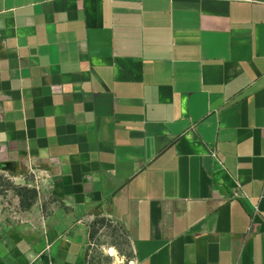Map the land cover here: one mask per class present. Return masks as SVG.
<instances>
[{"label": "crops", "instance_id": "crops-1", "mask_svg": "<svg viewBox=\"0 0 264 264\" xmlns=\"http://www.w3.org/2000/svg\"><path fill=\"white\" fill-rule=\"evenodd\" d=\"M0 264H264V0H0Z\"/></svg>", "mask_w": 264, "mask_h": 264}, {"label": "rangeland", "instance_id": "rangeland-1", "mask_svg": "<svg viewBox=\"0 0 264 264\" xmlns=\"http://www.w3.org/2000/svg\"><path fill=\"white\" fill-rule=\"evenodd\" d=\"M18 182L15 176L0 169V200H10L12 196H17L15 189L24 187ZM110 248L115 250V254H110ZM88 262L89 264H133L132 247L118 226L107 220H99L94 224L88 246Z\"/></svg>", "mask_w": 264, "mask_h": 264}, {"label": "trees", "instance_id": "trees-1", "mask_svg": "<svg viewBox=\"0 0 264 264\" xmlns=\"http://www.w3.org/2000/svg\"><path fill=\"white\" fill-rule=\"evenodd\" d=\"M15 193L19 197V203L22 208H29L36 198V190L34 188L17 187Z\"/></svg>", "mask_w": 264, "mask_h": 264}, {"label": "bare ground", "instance_id": "bare-ground-1", "mask_svg": "<svg viewBox=\"0 0 264 264\" xmlns=\"http://www.w3.org/2000/svg\"><path fill=\"white\" fill-rule=\"evenodd\" d=\"M109 252H110L111 255L115 254V250L113 248H110Z\"/></svg>", "mask_w": 264, "mask_h": 264}]
</instances>
